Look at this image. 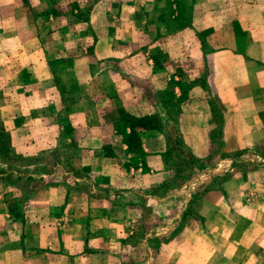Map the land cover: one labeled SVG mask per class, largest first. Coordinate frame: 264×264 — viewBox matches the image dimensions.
<instances>
[{
	"label": "rangeland",
	"instance_id": "rangeland-1",
	"mask_svg": "<svg viewBox=\"0 0 264 264\" xmlns=\"http://www.w3.org/2000/svg\"><path fill=\"white\" fill-rule=\"evenodd\" d=\"M250 2L264 5V0H167L163 17L170 32L196 27L203 33L204 50L219 53L197 61L177 56L172 71L180 77L178 81L188 83L184 82L186 76L193 75L196 67L217 64L230 71L240 68L242 63L232 59L240 55L244 34L250 25L264 29V8L247 14L244 5ZM119 16L118 0H0V245L22 233L27 241L36 240V245H45L54 236L53 252L65 249L53 232L62 234L67 227L72 233L69 237L83 233L90 219L89 201L111 198L117 191L102 186L105 174L117 176L131 168L135 171L136 165L146 168L141 144L125 135L133 123L129 120L133 114L126 108L132 106L127 101L131 94L135 98L129 73L135 71V49L146 45L149 38L143 30L136 42L135 35L122 39ZM95 22L103 32L94 29ZM107 48L118 52L116 61H112L115 56L101 54ZM115 62L126 68L118 76L106 73L116 66ZM205 74L202 70L194 75L205 84ZM177 80L173 78L172 84L169 80L165 88L156 91V98L166 104H157L156 110L154 107L150 124L164 131L169 143L159 163L162 168L156 177L163 184L158 188L188 191L187 201L185 205L177 203L182 211L170 219L159 214L166 210L159 200L147 201L141 208L134 205L125 217L111 215L116 225L110 223L113 241L107 246L109 259H113L112 264L183 263L181 246L174 242L165 247L164 243L183 238L185 232L189 238L188 264H232L235 259L230 257L234 256L239 264H264L258 250L246 251L252 263L243 259L242 244L259 238L252 225L263 221L264 144L241 136L240 143L250 144L227 149L223 112L211 100V148L202 156L194 153L175 128L180 111L178 102L173 101L179 93ZM190 85H183L184 94ZM205 91L211 99L210 89ZM85 100L91 101L88 109L105 116L103 120L88 118ZM127 143L132 150L136 145L141 150L129 151ZM102 154L117 160L107 165ZM235 174L241 175L235 180L233 192L227 194L230 205L222 216L224 220L211 216L206 222L209 229L224 225L227 230L224 236L214 234L220 249L211 253L204 246L206 242L195 238V231L204 225L198 207L205 194L209 199L213 196L208 193L221 195L222 183ZM160 222L164 229H158L143 248L140 240L144 228Z\"/></svg>",
	"mask_w": 264,
	"mask_h": 264
},
{
	"label": "crops",
	"instance_id": "crops-1",
	"mask_svg": "<svg viewBox=\"0 0 264 264\" xmlns=\"http://www.w3.org/2000/svg\"><path fill=\"white\" fill-rule=\"evenodd\" d=\"M118 1L120 8L119 18H121L118 32L121 34V38L127 40V35H135L136 42L143 34V30H145L146 36L149 38L146 45L135 49V71H130L129 73V76L133 79L132 85L135 86V98L134 94H131L127 102L132 108L126 107V105L125 107L128 112L137 117L151 116L155 114L157 104H166L164 100L156 98V91L165 88L169 84V80L171 81L170 84H172L173 78L175 80L180 78L175 76L177 74L172 71V62L173 60L175 61V58L177 59V56L197 61L204 55L217 53L216 57L219 53L217 51L207 52L204 50L203 33L196 27H194L195 29L184 28L180 31L178 30L177 33L170 32L168 20L163 17V8L166 6L167 0ZM262 8H264V5H260L258 2H250L244 5L247 14L254 10H259L260 12ZM198 12L197 17L201 14L200 10ZM95 20L100 21L97 18ZM94 29L103 32L96 22ZM109 37V35L106 36L105 40L107 41ZM229 37L231 38V35ZM244 38L240 55L232 59L236 64L242 63L239 66L240 68L230 71L227 70V67L220 69L217 64H212L213 67L207 65V67L193 68V75L186 76V81H184L191 82L189 88H186V94H184L182 87L188 83H182V81L178 80V83L177 81L174 83H177L175 87L177 90L179 89V93L173 101L175 103L178 102L180 106L179 123L175 128L191 145V150L201 156L209 151L212 144L210 136L213 133L214 123L210 107L211 100H215L217 106L223 112V138L226 141L227 149L234 150L237 149L236 145L246 146V144H250L246 142L245 145L240 143L239 137L241 136L253 137L256 141L255 143L264 144V29L257 24L254 26L250 25L249 30L244 34ZM133 40L134 38L131 41ZM101 54H106L105 56L107 57L112 55L113 58L115 56V60L112 61H116L118 56V52L110 48H107V51ZM115 64L116 66L111 67L112 69L106 71V73H115L118 76L119 72L125 71L126 68L116 62ZM210 68L213 70H210ZM202 70L206 71L205 84H201L199 77L195 76ZM102 73L105 74V71ZM240 75L243 76L239 78ZM205 88L210 89L211 99H207ZM90 103V100H85L83 103L87 108L85 114H89L88 118L97 121L103 120L105 117L103 114L101 115L88 109ZM211 104L213 105V103ZM168 113L170 114V112ZM165 114L166 112L161 115ZM167 118L171 117L167 115ZM236 130L239 132L237 133ZM138 133L142 150L145 152L144 162L146 168L142 169L136 165L135 171L131 168V171L126 169L117 176L105 174L101 180L102 186H107L117 191L111 198L99 197L89 201L87 204L89 211L87 212L90 214V219L80 236L76 234V238L69 237L72 233L68 231L67 227L64 228V231H61L62 234L59 231L53 232L55 236L58 235L56 240H60L65 248L55 253L53 252L54 236H51L45 245H42V242L36 245V240L28 238L27 241V238L25 239L21 233L14 238H7L0 245V264H112L113 259H109L107 246L113 241L110 233V223L116 224L111 222V215L117 213L123 214V217H125V212L134 205L141 208V204L153 200L163 202L166 208L163 213L159 214L167 215L168 219L176 217L177 214L179 215L183 207H178L177 203L182 204L183 202L185 205L187 194H189L188 191L180 193L179 190L181 188L168 189L166 186L158 188L163 182L162 179H157L156 177L162 168L159 166V163H161L160 159L166 156L165 154L162 155V153L167 150L169 144L165 139L164 131L153 128L141 129ZM102 157L104 158L103 163L107 165L113 164L117 160L106 157L103 154ZM107 168L106 172L109 173L110 167ZM139 171L141 174H139ZM240 175L228 176L224 180L221 195L218 192L208 193L210 194L209 196H213L211 199L215 198L216 202L209 199L208 196L204 197L205 194L203 198L206 200L202 198L203 204L198 207L201 216L204 217V225L195 231V238L206 242L204 246L208 250L210 249L211 253L220 249L213 239L214 234L217 233L216 236H224L227 230L224 231L226 229L224 225H218L216 230V227L209 229L206 226V222L211 216L219 220L220 217L223 219L222 216L227 214L230 205V195L227 194L233 192L235 180H238ZM168 184L170 185V181H168ZM143 186L145 189L142 188ZM225 189L226 192L224 191ZM182 194H185V196ZM112 198H115V200L111 201ZM261 210L260 215L263 221L252 225L254 227L253 230L258 232L257 236L259 238H255L254 242L242 243L244 245L243 259H247L249 263H252V256L246 251L258 250L260 260L264 259V207ZM162 224L160 222L159 225L153 224L144 228L143 238L140 240V245L143 248H147L148 241L151 240L158 229H164L161 227ZM122 230H124L123 224ZM184 233L183 238L185 239L168 240L164 243L165 247L172 245L174 242L181 246L180 250L182 249L185 253L183 255L185 261L180 264H188L187 260L190 259L189 255L186 254L189 238ZM74 242L76 246L73 245ZM74 255L77 257H73ZM248 255L250 258L247 257ZM46 256L55 257V259H48ZM230 259L236 260L238 258L234 256L230 257ZM235 260H233L232 264H239Z\"/></svg>",
	"mask_w": 264,
	"mask_h": 264
},
{
	"label": "trees",
	"instance_id": "trees-1",
	"mask_svg": "<svg viewBox=\"0 0 264 264\" xmlns=\"http://www.w3.org/2000/svg\"><path fill=\"white\" fill-rule=\"evenodd\" d=\"M130 119L132 120L133 123H131V125H129V132L125 135V138L127 139H134L133 142L136 144L139 142L140 143V139H139V130L141 129H153V128H157V125H155L154 123L150 124V121H153V117L151 118L150 116H133V115H129ZM139 128V130H138ZM127 148L129 151H139L141 149H138L137 145L135 147V150L131 149L130 144L127 143ZM139 146V145H138Z\"/></svg>",
	"mask_w": 264,
	"mask_h": 264
}]
</instances>
